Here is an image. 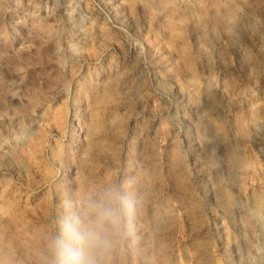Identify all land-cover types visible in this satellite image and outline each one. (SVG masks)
<instances>
[{
  "label": "rangeland",
  "instance_id": "1",
  "mask_svg": "<svg viewBox=\"0 0 264 264\" xmlns=\"http://www.w3.org/2000/svg\"><path fill=\"white\" fill-rule=\"evenodd\" d=\"M111 187L108 264H264V0H0V264Z\"/></svg>",
  "mask_w": 264,
  "mask_h": 264
},
{
  "label": "clouds",
  "instance_id": "2",
  "mask_svg": "<svg viewBox=\"0 0 264 264\" xmlns=\"http://www.w3.org/2000/svg\"><path fill=\"white\" fill-rule=\"evenodd\" d=\"M135 210V202L117 187L85 199L49 240L47 264H108L125 235L126 217Z\"/></svg>",
  "mask_w": 264,
  "mask_h": 264
},
{
  "label": "bare ground",
  "instance_id": "3",
  "mask_svg": "<svg viewBox=\"0 0 264 264\" xmlns=\"http://www.w3.org/2000/svg\"><path fill=\"white\" fill-rule=\"evenodd\" d=\"M259 198V197H258ZM260 202H261V199L259 198V199H257V201H256V206H255V208L252 210V212H251V216H255L256 214H257V208L259 207V205H260ZM259 209V208H258Z\"/></svg>",
  "mask_w": 264,
  "mask_h": 264
}]
</instances>
